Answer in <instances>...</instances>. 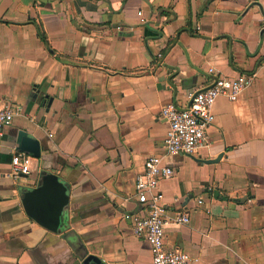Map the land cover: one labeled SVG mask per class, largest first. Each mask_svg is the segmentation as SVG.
Wrapping results in <instances>:
<instances>
[{"label":"crops","instance_id":"1","mask_svg":"<svg viewBox=\"0 0 264 264\" xmlns=\"http://www.w3.org/2000/svg\"><path fill=\"white\" fill-rule=\"evenodd\" d=\"M253 73L207 144L163 159L165 246L193 264H264V0H0V102L22 107L0 135V264H154L133 215L162 106ZM20 130L41 157L15 175Z\"/></svg>","mask_w":264,"mask_h":264},{"label":"built area","instance_id":"2","mask_svg":"<svg viewBox=\"0 0 264 264\" xmlns=\"http://www.w3.org/2000/svg\"><path fill=\"white\" fill-rule=\"evenodd\" d=\"M147 21L141 16L142 23ZM255 76V73L240 74L234 78L219 75L207 88L192 92L187 106L180 107L173 102L162 106L159 116L168 125L164 138L165 151L163 154H150L143 172L138 174L135 198L139 207L133 215L134 233L149 242L154 264H193L198 261L197 257L181 248L168 249L165 246V225L168 218L163 194L158 190V185L161 179L171 178L175 171L172 166L163 162L164 157L194 153L207 144L208 129L215 121L213 106L217 98L225 96L236 101L253 83ZM21 109L20 105L9 101L0 102V135H3L5 128L12 123ZM31 161L30 155L24 152L15 153L11 160L12 172L15 175L29 174ZM198 203L202 204L203 199L199 198ZM173 220L179 224L189 223L190 211L176 213Z\"/></svg>","mask_w":264,"mask_h":264},{"label":"water","instance_id":"3","mask_svg":"<svg viewBox=\"0 0 264 264\" xmlns=\"http://www.w3.org/2000/svg\"><path fill=\"white\" fill-rule=\"evenodd\" d=\"M16 143H17V149L20 152H24L26 154H30L34 157H41V144L40 141L36 136L28 132L27 130H20L17 134L16 138ZM47 191L44 189L39 190L36 194L34 193L33 195L28 192V196L36 197L37 199H40L41 197H51L50 195H46ZM27 196V195H25ZM23 196V199L24 197ZM41 198V199H42ZM25 200V199H24ZM49 202H52L50 199L46 200ZM64 202V201H63ZM91 258H95L91 256ZM96 259V258H95Z\"/></svg>","mask_w":264,"mask_h":264},{"label":"trees","instance_id":"4","mask_svg":"<svg viewBox=\"0 0 264 264\" xmlns=\"http://www.w3.org/2000/svg\"><path fill=\"white\" fill-rule=\"evenodd\" d=\"M40 35L42 36V38H43L44 40H46V36L44 35V32H43L42 30H40Z\"/></svg>","mask_w":264,"mask_h":264}]
</instances>
